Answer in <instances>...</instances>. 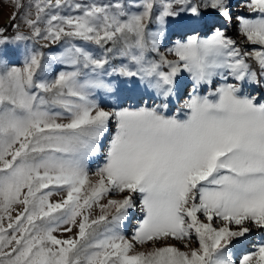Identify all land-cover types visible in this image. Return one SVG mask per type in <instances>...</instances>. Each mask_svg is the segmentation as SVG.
Returning <instances> with one entry per match:
<instances>
[{"label": "snow or ice", "instance_id": "obj_1", "mask_svg": "<svg viewBox=\"0 0 264 264\" xmlns=\"http://www.w3.org/2000/svg\"><path fill=\"white\" fill-rule=\"evenodd\" d=\"M155 4L42 0L33 14L14 0V37L0 28V264H264V236L232 251L264 233V0L243 5L255 18L236 17L251 51L219 29L200 35L209 12L232 22L230 0H161L154 17ZM169 20L184 38L165 53ZM36 38L65 41L51 60L70 70L42 78L35 48L14 62L7 46ZM184 72L191 90L173 109ZM100 91L115 103L102 106ZM131 211L142 216L128 238Z\"/></svg>", "mask_w": 264, "mask_h": 264}, {"label": "rangeland", "instance_id": "obj_2", "mask_svg": "<svg viewBox=\"0 0 264 264\" xmlns=\"http://www.w3.org/2000/svg\"><path fill=\"white\" fill-rule=\"evenodd\" d=\"M42 0H23V3L25 5L24 9H21V13H23L25 10H31L33 14H35V7H30L36 3H41ZM82 3V4H91V3H103V4H116V3H122L126 6V10L130 12H137L142 10L141 5L143 4L144 0H69V4L74 3ZM246 0H230L231 3V13H232V22L229 23L225 19H223L221 16L216 14L215 12H209L206 14V20L207 24L202 26L200 29V35L202 37H207L213 34L215 29H219L221 31H224L225 34L228 37H231L232 39L236 40L244 50L251 51L253 47L258 46H252L250 43L246 41L244 37L239 32V25L236 21V17L238 15H245L248 18H255L257 14L255 13H249L245 7H243ZM161 5V0H156V4L153 8V15H158L159 9ZM16 11V8L14 6V0H0V28H3L7 24H13L14 22L10 19L12 14ZM54 11H59L61 15H76L78 14L74 8L70 6H62L59 9H54ZM50 14V13H49ZM15 23H18L20 25L19 32L23 33L25 36H31L30 29L23 23V17L17 16V19ZM148 24V31H157L159 29V25L155 22V19L151 22H146ZM7 27V36L9 39H12L16 33V29L13 27ZM41 27H44V24H41ZM12 30V32H10ZM14 31V32H13ZM184 38V34L181 32H178L175 28L174 23H172L171 20H169L168 24L165 28V34L161 38L160 41V47L161 51L167 53V49L172 47L176 40ZM73 43H75L77 46L84 47L86 50L92 51L94 54H99L102 50L99 49V47L91 42L88 41H82V40H74ZM47 44V47H44V45ZM66 42L61 41L57 42L56 44H50L47 41H44L40 38H36L35 40H25V41H16L7 46L8 51L12 54L13 61L14 62H20L23 59V56H16V53H23L25 49H32L35 48L37 50H40L44 52V58L42 59V65L45 66V71L43 73H40L39 75L44 78L51 80L54 78V76L59 72L63 70H70L66 68L63 65L57 64L52 62L51 57L55 54H58L60 51H63V48L65 47ZM154 55V54H153ZM169 59H172L173 57L169 55ZM119 57H117L113 62L118 63ZM249 63L253 66V70H258V65L253 60H249ZM182 79L185 84L184 91L181 96L173 98L171 108L175 109L176 107H179V105L183 104L184 101L188 98L187 93L191 90V79L188 73L184 72L182 73ZM251 91V88L249 89ZM207 89L202 88L201 94H206ZM257 94H264V89L257 88ZM96 98L100 101L102 106L109 107L113 103H115V97L109 94H106L102 91L98 92L96 95ZM144 99L147 100V95L144 96ZM150 102V101H149ZM158 102V101H157ZM103 164V156L98 155L95 157H91L88 160V172L89 177L91 180H95V172ZM59 197H54V199H58ZM99 209L97 208L94 212V214H98ZM142 214L139 211H131L130 216L128 220H125L121 231L123 234L131 238V235L141 218ZM66 235V234H65ZM264 236V233H260L259 230L253 229V231L248 234V243L246 247L241 248L239 245H237L236 249H233V259H237L241 252H250L254 250V247L258 246V242L260 241L261 237ZM173 243L177 247H181L183 250V246L176 241H173ZM196 246V245H194ZM140 250H147L146 248H141Z\"/></svg>", "mask_w": 264, "mask_h": 264}, {"label": "trees", "instance_id": "obj_3", "mask_svg": "<svg viewBox=\"0 0 264 264\" xmlns=\"http://www.w3.org/2000/svg\"><path fill=\"white\" fill-rule=\"evenodd\" d=\"M10 25H11V24H7V25H5L3 28L10 27ZM10 32H12V30H11ZM13 32H14V31H13Z\"/></svg>", "mask_w": 264, "mask_h": 264}]
</instances>
